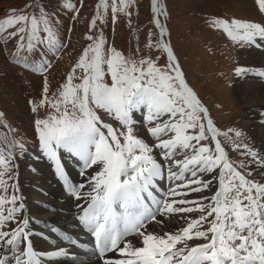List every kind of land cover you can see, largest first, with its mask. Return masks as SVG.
Listing matches in <instances>:
<instances>
[{
    "label": "snow or ice",
    "instance_id": "obj_1",
    "mask_svg": "<svg viewBox=\"0 0 264 264\" xmlns=\"http://www.w3.org/2000/svg\"><path fill=\"white\" fill-rule=\"evenodd\" d=\"M134 2L98 0L83 37L88 43L55 92L48 79L49 54L58 57L67 48L57 13L36 0L0 19V41L13 45V62L43 77L41 98L28 101L38 117L36 158L51 163L66 199L76 201L72 225L93 238L102 264H264V155L236 143L229 135L233 129L221 131L189 84L170 41V14L162 0H151L155 31H149L145 47L166 55L164 64L139 45L126 55L109 44L101 25L110 12L113 23L123 14L131 27ZM255 4L264 13V0ZM62 7L75 20L82 4L64 0ZM206 23L241 44L264 39V23L220 17ZM245 71L235 69L238 76ZM42 108L52 111L40 117ZM0 126L16 131L4 111ZM241 135L235 131V137ZM221 136L246 159L232 161ZM27 153L23 139L0 134V264H44V257H69L80 243L67 228L46 225L67 246L34 249L30 217L15 183L17 157ZM65 154L78 164L82 182L72 180ZM163 179L173 183L161 197ZM191 193L201 195L189 199ZM191 213L197 215H184ZM158 217L183 225L167 230ZM153 222L160 231L149 230Z\"/></svg>",
    "mask_w": 264,
    "mask_h": 264
},
{
    "label": "rangeland",
    "instance_id": "obj_2",
    "mask_svg": "<svg viewBox=\"0 0 264 264\" xmlns=\"http://www.w3.org/2000/svg\"><path fill=\"white\" fill-rule=\"evenodd\" d=\"M35 2L36 0H0V19L5 18L11 8L19 9ZM38 2L49 12L57 13L61 22L58 25V32L62 43L67 45L58 57H51L49 54L53 67L49 71L48 79L51 92H55L65 81L82 48L88 43L83 37L88 30V21L94 15L98 0H73L78 7L82 4L80 15L75 20L71 19L72 12L63 9L64 0H38ZM162 2L170 14V18L166 21L171 33L170 41L189 84L209 108L221 131L227 132L228 129H233L229 135L236 143H247L253 147V140L249 134L252 119L247 117L243 105L238 104V99H234L233 93L242 76V74L238 76L235 69L245 67L242 60L243 52L254 43L241 44L233 41L222 30L209 27L206 20L220 17L264 23V13L259 11L255 0H162ZM28 11L31 12L32 9ZM131 11V27L129 18L123 14L113 23L109 12L107 24L101 25L109 44L126 55L139 45L145 55L151 52L154 57L159 56L160 64H164L166 55L145 47L149 31H155L151 23V0H135ZM12 48V44L5 46L3 41H0V111L6 113L7 123L16 131L12 133L0 126V134L7 133L9 137L14 135L26 143L27 155H18L16 160L17 178L18 162L29 160L33 157L34 151L39 150L34 131V119L38 117L31 112L28 101H39L41 98L43 77L40 73L15 64L9 55V49ZM34 59H39L38 54ZM217 105L220 107L218 108ZM51 111V108H42L39 116L44 117ZM101 115L106 122L116 126L110 117L103 113ZM235 131L241 132L242 135L235 137ZM219 138L225 143L232 161L246 159L241 155L242 149L233 150L232 145L225 142V137ZM256 178L259 180L260 176ZM17 194L21 195L20 191Z\"/></svg>",
    "mask_w": 264,
    "mask_h": 264
},
{
    "label": "bare ground",
    "instance_id": "obj_3",
    "mask_svg": "<svg viewBox=\"0 0 264 264\" xmlns=\"http://www.w3.org/2000/svg\"><path fill=\"white\" fill-rule=\"evenodd\" d=\"M243 53L242 60L246 71L242 74L240 83L236 85L233 97L235 100L238 99V104L243 105L247 117L252 119L249 131L253 140L252 148L264 155V116L261 115L264 113V76L260 75L264 72V39L257 38L253 46ZM38 151H34L33 157L29 160L18 162L16 178L20 194L26 204L24 215L30 217L29 229L33 233L31 241L34 249L37 252H48L58 245L67 246L66 242H61L55 234H50L46 226L58 225L74 232L76 234L74 238H78L80 243L71 248L72 255L69 257L59 260H48L47 257H44L42 258L44 264H102L98 254H95L91 248V245H94L93 238L72 225V220L77 211L76 201L66 199L62 185L54 175L53 166L47 159H37ZM63 161L72 180L76 183L82 182L84 178L78 175L80 169L75 160L65 154ZM33 168L37 169L35 173L32 172ZM172 183L168 179L160 180L158 182V195L162 197ZM206 194L210 195V193ZM200 195L199 193H191L188 198L196 199ZM45 203L49 204L47 210L43 208ZM184 215L195 216L197 213ZM158 219L164 220L167 230H175L183 225L182 220L173 219L169 221L167 217H158ZM148 228L150 231H160V226L154 222L150 223Z\"/></svg>",
    "mask_w": 264,
    "mask_h": 264
}]
</instances>
